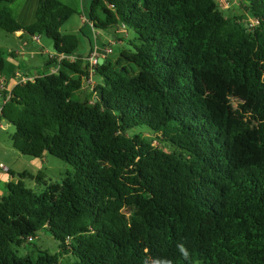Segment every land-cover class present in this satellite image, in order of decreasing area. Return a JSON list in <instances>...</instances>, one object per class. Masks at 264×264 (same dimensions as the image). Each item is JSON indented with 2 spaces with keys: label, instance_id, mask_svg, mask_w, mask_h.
<instances>
[{
  "label": "trees",
  "instance_id": "trees-1",
  "mask_svg": "<svg viewBox=\"0 0 264 264\" xmlns=\"http://www.w3.org/2000/svg\"><path fill=\"white\" fill-rule=\"evenodd\" d=\"M13 1L0 30L64 57L17 82L0 119L14 150L71 170L41 193L22 181L40 174L7 182L0 264H264V0L233 16L217 0H91L87 22L115 38L95 65L106 43L81 54L60 30L74 8L39 0L24 25ZM210 74L243 90L234 114L206 99ZM45 232L55 252L32 244Z\"/></svg>",
  "mask_w": 264,
  "mask_h": 264
},
{
  "label": "rangeland",
  "instance_id": "rangeland-1",
  "mask_svg": "<svg viewBox=\"0 0 264 264\" xmlns=\"http://www.w3.org/2000/svg\"><path fill=\"white\" fill-rule=\"evenodd\" d=\"M26 1L27 0H15L10 3L8 7L14 15H17L20 7ZM58 1L75 9V13H73L65 21V23L60 27V30L62 32L74 33L77 35L79 39L77 47L78 53H88L90 49V42L94 45L95 41H97L98 46H101V42L106 43L105 46H103V50L113 46V42L115 41L114 37L111 36V40L107 39L108 36H102V38L99 36L96 39L95 33L92 32L87 24H83L81 21L82 16H80V14H83V12L87 13L91 0ZM217 2L219 4V8L225 11L228 15L233 16L243 13V10L238 5L237 0H228V2H225V0H217ZM83 7H85V9ZM103 32L105 33V31L98 30V33L100 34H103ZM23 37L19 38L14 33L0 30V49L2 51L1 58L5 60V70L6 66L9 73H12L16 67L23 70H32L33 66H30V64L33 62V64L37 66L36 68L39 70L38 72H42L44 70V62L47 60L48 53L55 52L52 40L44 35H41L40 38L42 46H38L36 42H33L30 39L29 34L23 33ZM24 43L26 46H24ZM31 46L34 49L39 48L40 51V53L35 55L33 60H31L29 55L25 53V51H28ZM14 50L23 51V55L12 57L10 55V51ZM112 55L115 56L116 52ZM10 61L13 62V65ZM19 63H21L20 66L18 65ZM94 79L95 78H93V81ZM201 84L208 102L224 105L231 114H234L235 109L240 102L239 98L245 97L243 90L236 91L232 89L223 79L214 74L202 76ZM2 103L3 101L0 99V105ZM2 121L3 120L0 119V123ZM14 131L15 128L11 123L0 125V164L7 166L14 172V175L12 176L8 171L0 170V196L6 194L7 181L15 182L18 179L17 174L22 171H25L33 176L40 174L42 179L39 181L31 177H25L22 179L24 185L36 193H41L45 186L50 183L61 182L67 170H71V166L65 161L50 154H46L43 157H33L17 152L12 148L10 139ZM154 143L156 144V141H154ZM32 241V244L39 247L48 246L51 252H55L57 250L56 243L47 232L41 233ZM30 246L31 245H29V247ZM31 247V249H33V246ZM22 251L26 252V250Z\"/></svg>",
  "mask_w": 264,
  "mask_h": 264
},
{
  "label": "crops",
  "instance_id": "crops-1",
  "mask_svg": "<svg viewBox=\"0 0 264 264\" xmlns=\"http://www.w3.org/2000/svg\"><path fill=\"white\" fill-rule=\"evenodd\" d=\"M38 1L39 0H27L20 7V9L18 11V14L16 15L17 20L19 21V23L26 25V24L32 23L35 20L36 10H37V6H38ZM83 8L85 9V7H83ZM80 16H82L81 21L83 22V24H87L88 23L87 20H86L87 13L83 12V14H80ZM88 26L91 27V24H89ZM91 30H92L93 33H95L96 37L99 36V35L100 36H105V37L108 36L107 39L111 40L110 39L111 38V34L110 33H107V32L104 33L103 32V34H100V33H98V31H96L92 27H91ZM23 33L24 32H22V31L14 32V34L16 36H18L19 38L23 37ZM29 36H30V39L33 42H36L38 44V46H42L40 36H37V35L36 36L29 35ZM35 37H38V39H35ZM24 46H26L25 43H24ZM25 53H27L29 55V57L31 58V60H33L35 55L40 53V51H39V48L34 49L31 46L28 51H25ZM10 55L12 57H17L19 55H23V51H18V50L10 51ZM11 63L13 65V62H11ZM18 65L20 66L21 63H19ZM30 66H33V68H32L33 71L32 70H23V69H20V68L16 67L13 70L12 73H9L8 72L9 70H8L7 66H6V70H5V60H2L0 62V99H2V101L4 99V96L8 95L10 93L12 87L18 82V73H20L22 75H28V76H35L37 73H39L38 72L39 70H37V68H36L37 66L35 64H33V62H31ZM43 69H44V67H43ZM5 123H8V122L3 120L0 123V125H3ZM8 170L12 171L10 168H8Z\"/></svg>",
  "mask_w": 264,
  "mask_h": 264
},
{
  "label": "built area",
  "instance_id": "built-area-1",
  "mask_svg": "<svg viewBox=\"0 0 264 264\" xmlns=\"http://www.w3.org/2000/svg\"><path fill=\"white\" fill-rule=\"evenodd\" d=\"M225 2H228V0H225ZM122 30V29H121ZM35 39H38V37H35ZM111 51V48L105 49V54H101L100 52L97 51V49H94L86 59L89 61L90 65H95L98 61L99 58L102 57L104 58L108 52ZM56 58L57 60H60L64 57V55H59L55 56V53H48V58ZM73 59V57H71ZM58 67H52L50 69L51 72H55ZM34 76H27V75H22L18 73V82H25L27 80H32ZM2 111V106L0 105V114ZM0 170L8 171V167L5 165L0 164Z\"/></svg>",
  "mask_w": 264,
  "mask_h": 264
},
{
  "label": "water",
  "instance_id": "water-1",
  "mask_svg": "<svg viewBox=\"0 0 264 264\" xmlns=\"http://www.w3.org/2000/svg\"><path fill=\"white\" fill-rule=\"evenodd\" d=\"M101 54H105V50H101ZM102 62H103V58L100 57L98 63H102Z\"/></svg>",
  "mask_w": 264,
  "mask_h": 264
}]
</instances>
